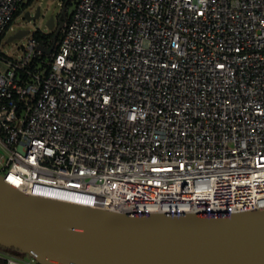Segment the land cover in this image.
Instances as JSON below:
<instances>
[{
	"label": "built area",
	"instance_id": "1",
	"mask_svg": "<svg viewBox=\"0 0 264 264\" xmlns=\"http://www.w3.org/2000/svg\"><path fill=\"white\" fill-rule=\"evenodd\" d=\"M24 3L0 0V39ZM39 45L0 47L6 183L116 213L264 208V0H78Z\"/></svg>",
	"mask_w": 264,
	"mask_h": 264
},
{
	"label": "water",
	"instance_id": "2",
	"mask_svg": "<svg viewBox=\"0 0 264 264\" xmlns=\"http://www.w3.org/2000/svg\"><path fill=\"white\" fill-rule=\"evenodd\" d=\"M55 30L51 54L66 10ZM39 16L30 12L31 21ZM30 34L20 30L8 42ZM0 249L39 264H264V208L233 214L116 213L27 195L0 177Z\"/></svg>",
	"mask_w": 264,
	"mask_h": 264
},
{
	"label": "rangeland",
	"instance_id": "3",
	"mask_svg": "<svg viewBox=\"0 0 264 264\" xmlns=\"http://www.w3.org/2000/svg\"><path fill=\"white\" fill-rule=\"evenodd\" d=\"M76 1L77 0H71V3L68 5V16L72 15L76 9ZM64 2L65 0H25V3L20 7V13L16 15L11 27L0 39L1 50L10 57H18L27 47L29 39L34 32L41 31L45 34L51 33L52 31L47 27V22L52 16L57 19L63 10ZM26 4H28V6L24 8ZM38 10L39 16L36 19L29 21L26 18L27 12H30L31 16H35ZM20 30H29L30 34L8 42L9 37ZM46 59L50 60L51 57H47Z\"/></svg>",
	"mask_w": 264,
	"mask_h": 264
},
{
	"label": "trees",
	"instance_id": "4",
	"mask_svg": "<svg viewBox=\"0 0 264 264\" xmlns=\"http://www.w3.org/2000/svg\"><path fill=\"white\" fill-rule=\"evenodd\" d=\"M70 3H71V0H65L64 5H63V9L66 10V16H63V20L65 21V24L68 22V20L72 16V15H70V16L67 15V7ZM76 3H78V0L76 1ZM27 6H28V4L24 5V8H27ZM19 13H20V10L16 13V15ZM16 15H15V17H16ZM60 16H61V14H59V17ZM54 34H55V30L52 31L51 33H48V34H45L41 31H36L33 33V37H34V39H36L38 41V43L40 45H43L46 48H51L54 44ZM62 35H63V30L57 38V44L55 46L56 48H57L58 43L60 42V40L62 38ZM9 251L15 252L14 250H9ZM2 262L3 261L0 259V263H2Z\"/></svg>",
	"mask_w": 264,
	"mask_h": 264
},
{
	"label": "bare ground",
	"instance_id": "5",
	"mask_svg": "<svg viewBox=\"0 0 264 264\" xmlns=\"http://www.w3.org/2000/svg\"><path fill=\"white\" fill-rule=\"evenodd\" d=\"M34 196L39 197V198H43V199L56 200V201H58V199H61L57 195L49 196V195H42V194H34ZM65 202L72 203V204L79 205V206H84V203H82V202H76V201L70 202V200L65 201ZM84 207H86V206H84Z\"/></svg>",
	"mask_w": 264,
	"mask_h": 264
},
{
	"label": "flooded vegetation",
	"instance_id": "6",
	"mask_svg": "<svg viewBox=\"0 0 264 264\" xmlns=\"http://www.w3.org/2000/svg\"><path fill=\"white\" fill-rule=\"evenodd\" d=\"M59 21V16L57 17V19H56V22H58Z\"/></svg>",
	"mask_w": 264,
	"mask_h": 264
}]
</instances>
